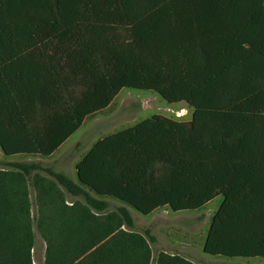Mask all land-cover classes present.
Instances as JSON below:
<instances>
[{"label":"trees","instance_id":"obj_1","mask_svg":"<svg viewBox=\"0 0 264 264\" xmlns=\"http://www.w3.org/2000/svg\"><path fill=\"white\" fill-rule=\"evenodd\" d=\"M122 89L186 103L192 119L156 115L103 137L77 163L78 183L32 179L37 204L61 213L43 235L45 264L150 263L128 213L100 215L106 205L86 190L144 216L222 196L204 254L264 260V0H0L5 156L49 158ZM21 172L0 169V264H31Z\"/></svg>","mask_w":264,"mask_h":264},{"label":"rangeland","instance_id":"obj_2","mask_svg":"<svg viewBox=\"0 0 264 264\" xmlns=\"http://www.w3.org/2000/svg\"><path fill=\"white\" fill-rule=\"evenodd\" d=\"M156 115L189 122L192 119L193 109L186 103L169 104L154 92L122 89L107 109L88 117L83 122L79 130L61 148L60 154L56 156L58 157V160L55 159L56 161H53V156L51 158L39 156L7 157L0 149V169H8L9 172L14 173H20L21 170H24L26 171L25 175H28L26 187L30 201L29 215L33 234L30 252L31 264H45L47 244L43 235L51 233L50 230H47V226L51 227L52 225L50 219L53 216L61 215L60 211L51 205L37 204L36 193L32 186L33 180L42 177L47 178L46 171H54L63 173L76 182L75 163L83 158L98 140ZM47 180L50 181L51 179L48 177ZM86 193L97 203L106 205L107 208L99 212L96 208L88 206L85 199L81 197L73 199L66 196V198L71 202V205L74 202L83 203L84 207H90V213L94 215L99 212L100 215L104 216L124 209L132 220L131 230L142 235L149 245L151 253L149 264H156L158 256L162 254L178 255L192 264H264V260L260 258L230 259L204 254V241L211 221L223 201L222 196L216 197L194 212L176 213L164 208L156 214L144 216L118 200L99 197L89 190H86ZM158 218L160 222L154 227L157 230L155 234L153 221Z\"/></svg>","mask_w":264,"mask_h":264},{"label":"crops","instance_id":"obj_3","mask_svg":"<svg viewBox=\"0 0 264 264\" xmlns=\"http://www.w3.org/2000/svg\"><path fill=\"white\" fill-rule=\"evenodd\" d=\"M70 139V138H69ZM68 139V140H69ZM68 140H66L59 148H58V150L57 151H55L54 153H53V155H51L50 156V158L53 156V161L56 159V160H58V157H56L58 154H60L59 152H60V150H61V148H63V146L68 142ZM61 156H62V153H61ZM82 159V158H81ZM80 159V160H81ZM55 160V161H56ZM80 160H78L76 163H75V165H74V168H75V171H76V165H77V163L80 161ZM76 179H77V177H76ZM76 182H78V181H76ZM66 205H68V206H71V202L67 199L66 200ZM221 205V204H220ZM219 205V206H220ZM159 211V210H158ZM158 211H156V212H158ZM156 212H154L153 214H156ZM162 219V218H161ZM154 223H155V225L153 226V228L154 227H156V225L160 222V219L158 218V219H156V220H154L153 221ZM154 232H155V234H156V232H157V230H155V228H154V230H153ZM205 242V241H204Z\"/></svg>","mask_w":264,"mask_h":264},{"label":"water","instance_id":"obj_4","mask_svg":"<svg viewBox=\"0 0 264 264\" xmlns=\"http://www.w3.org/2000/svg\"><path fill=\"white\" fill-rule=\"evenodd\" d=\"M129 207H131V206H129ZM132 208V207H131ZM134 209V208H133ZM135 210V209H134ZM136 211V210H135Z\"/></svg>","mask_w":264,"mask_h":264}]
</instances>
